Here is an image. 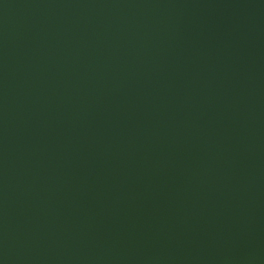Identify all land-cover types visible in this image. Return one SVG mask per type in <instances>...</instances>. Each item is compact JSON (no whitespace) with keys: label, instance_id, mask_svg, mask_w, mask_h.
<instances>
[{"label":"water","instance_id":"1","mask_svg":"<svg viewBox=\"0 0 264 264\" xmlns=\"http://www.w3.org/2000/svg\"><path fill=\"white\" fill-rule=\"evenodd\" d=\"M0 264H264V0H0Z\"/></svg>","mask_w":264,"mask_h":264}]
</instances>
